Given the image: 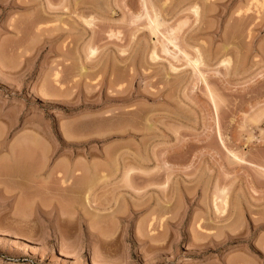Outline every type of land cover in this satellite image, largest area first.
Masks as SVG:
<instances>
[{
    "label": "rangeland",
    "instance_id": "obj_1",
    "mask_svg": "<svg viewBox=\"0 0 264 264\" xmlns=\"http://www.w3.org/2000/svg\"><path fill=\"white\" fill-rule=\"evenodd\" d=\"M0 264H264V0H0Z\"/></svg>",
    "mask_w": 264,
    "mask_h": 264
},
{
    "label": "bare ground",
    "instance_id": "obj_2",
    "mask_svg": "<svg viewBox=\"0 0 264 264\" xmlns=\"http://www.w3.org/2000/svg\"><path fill=\"white\" fill-rule=\"evenodd\" d=\"M147 12V11H146ZM150 15V14H149ZM148 15V20H149V22H150V25L152 26V32L151 33H153L154 34V36H156L157 37V35H159V33H161L162 34V38H164L165 39V41L168 43V44H171V45H173L174 47H175V49H177L179 52H180V54H182L183 56H184V58L190 63V64H192V65H194L195 66V70H196V73L199 75V77H200V79H201V81H205V77H204V75L198 70V67H199V65H200V63H199V60H195V61H193V59H191L190 57H189V55L186 53V52H184L183 50H181L180 49V47L177 45V43H176V41H177V38H176V33L174 32V31H169L170 32V34H168L167 35V33H165L164 31H163V33H162V31H160V28L163 26V24L162 23H160L159 22V20H158V18L156 17V18H152V17H150ZM151 26H150V28H151ZM152 34V35H153ZM161 34H160V36H161ZM171 36V37H170ZM156 39V38H155ZM213 96V95H212ZM213 100H214V102H215V104H216V100H215V98H214V96H213ZM74 174H75V172H74ZM73 175V173L72 172H69L68 173V179H70L69 177L70 176H72ZM73 179V178H72ZM70 181V180H66L65 182H64V184H66V183H68V182ZM87 182V181H86ZM90 187V186H89ZM87 194V193H86ZM227 198V197H226ZM85 201H86V203L87 204H89L90 205V196H89V194L86 196V199H85ZM223 204L224 205H226L227 204V201H226V199H224L223 200ZM217 205V204H216Z\"/></svg>",
    "mask_w": 264,
    "mask_h": 264
}]
</instances>
